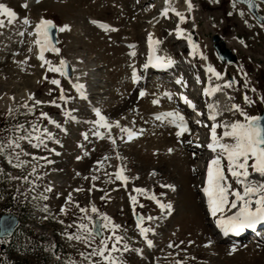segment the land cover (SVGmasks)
Returning <instances> with one entry per match:
<instances>
[{"label":"rangeland","instance_id":"374dc122","mask_svg":"<svg viewBox=\"0 0 264 264\" xmlns=\"http://www.w3.org/2000/svg\"><path fill=\"white\" fill-rule=\"evenodd\" d=\"M164 1L41 0L33 3L30 8L22 7V4L15 0L1 1L21 17H29L30 24L25 26L21 19L9 24L7 17L0 16V19L4 20L3 26H0V143L5 145V150L0 152V212L20 205L16 202L11 207L3 206L4 200L8 201V199L1 195L22 193V184H26L22 178L27 176L29 181L32 180L33 164L37 165V172L45 171L46 188L54 181L51 182L49 172L55 173L54 167L50 171L51 167L55 166L59 174V178L55 176L57 178L55 183L59 184L57 185L59 190L48 191L47 194H59L58 203L61 205L70 191L71 195H75L76 188L82 189L77 191L78 203L88 206L94 203L99 212L106 213L114 223L121 226L117 233L124 236V242L129 245V250L122 254L125 264H177L178 261H182L183 264H264V240L256 242L252 238L249 239V236L247 240L245 238L243 241H238L239 243L217 239L207 213L202 209V198L198 193L197 182L201 174L196 167L203 162L199 157H194L191 148L179 147L182 140H188L190 137L184 135L181 141L176 139L178 141L176 147L180 152H176L174 156L173 153L170 155L168 149L175 148L171 141L173 140L171 132H164L169 139L162 138V130L166 131L168 125L161 128L158 123L150 119V114L155 109L151 107L155 96L161 93L165 99H168L164 96V91L170 92L172 99L169 103L175 102L176 95L171 75H159L155 72L150 75L148 71L141 69L145 40L150 30V19L155 20L154 33L161 41V49L173 55L179 61L177 63L179 67L187 61L184 60L185 42L188 43V35L194 33L196 38L194 43L203 47L204 54L209 56L218 70L224 74L231 71L230 80L234 79L235 83L228 91L230 94L233 93L231 94L234 97L233 101L244 108L249 115H259L264 109V27L244 4L236 2L233 8L232 0H218V2L191 0L194 8L190 13L185 11L184 0H175L179 6H182L179 10L187 17L183 22H180L172 12H169L166 18L159 15L160 11L157 8L163 5ZM260 5L259 12L264 15V4ZM240 12H243V16ZM40 16L54 21L57 37L56 42L53 43L60 48L59 54L45 52V58L53 65H58L61 58L69 60L73 69L80 73L79 78L85 84L88 97L81 98L67 77L48 71L47 65L42 66L43 62L39 60L36 49L29 45L30 33H33L34 25L41 18ZM156 16L158 17L155 18ZM89 18L109 21L116 30L104 32L99 29L100 27L88 23ZM65 24L70 26V30L59 31V28ZM177 26L183 28L184 32L189 31L185 35L186 39L181 37L182 34L177 36ZM214 35L227 42V48L236 55L241 63L240 67L221 62L215 48ZM130 45L133 47H129ZM134 49L135 60H132L130 53ZM192 62L203 77L201 72L206 66L204 59H195ZM133 66L139 69L138 74H148L142 85L132 83ZM183 70L185 71V68ZM171 74L175 76L176 71ZM52 79H59L60 85L52 84L50 82ZM60 88L64 89L66 97L72 98L61 101ZM140 89H146L148 94L145 92L147 95L141 97ZM189 93L192 94V91L189 90ZM30 96H34V99H29ZM245 96L253 102L246 103ZM34 100L55 101V104L34 105ZM26 103L34 106L33 112L28 111L25 107ZM94 107H99L102 114L112 122L113 127L110 130L94 128L90 123L96 118L92 111ZM65 111L70 112V115L65 116ZM41 112L56 120L61 128L51 124L48 118L41 117ZM183 114L187 121L193 117L188 111ZM235 117L243 119L238 114ZM115 122L135 131H142V134L138 135L141 136L140 142L137 141L139 137H136L131 140H134L131 144L126 135L121 140L120 129L115 126ZM33 123L53 133V140L45 139L46 147L42 146L39 149L34 147L35 140L32 143L19 140L20 148L13 149L7 146L9 138L16 140L18 136L25 134L26 129L30 130ZM17 125L23 126L19 132H16ZM96 130L104 133V136L92 135ZM197 131L202 138L207 133V130L202 131V126H199ZM220 131L219 129L218 132ZM109 132L116 138V151L122 159H117L115 156L116 145L107 139ZM83 133H88L87 140L84 139ZM57 140L59 143H56ZM136 141L139 144H136ZM21 149L23 153H30L33 156L21 154L19 159L28 163L22 168H17L14 167L15 157ZM148 152L149 157L146 156ZM10 156L11 164L8 162ZM105 156L109 159L103 165L98 164L97 161ZM40 157L46 159H39ZM118 166L124 168V174L129 177L127 182L116 180L112 175ZM152 171L156 173L154 177L150 176ZM93 175L98 179L93 181ZM161 183L173 185L174 188H162ZM39 185L43 184L38 182L35 188L39 189ZM135 188L148 191L137 193L134 191ZM161 193L164 195L161 196ZM152 194L162 198V202L172 205L171 213L164 217L162 223L157 225L151 220L154 226L150 228L154 231L155 227H159L158 231H160L159 234L155 233L154 237L151 235L155 241L153 249L143 244L144 239L136 228L135 216L136 213H144L146 217L154 218L163 215L164 212H161L156 202L149 198ZM133 195L137 198L135 205L130 199ZM30 196L33 195L27 193L26 200H31ZM40 196L38 195L37 198ZM102 196L105 199H101ZM29 205L37 214L33 220L37 227L44 229L48 217L59 221L60 212L57 214L55 211L54 215L38 212L36 210L38 204L36 205L33 200ZM88 209L90 212V208ZM81 215L77 212L75 217L72 216L73 225L81 222ZM94 216L96 214H93ZM151 221L146 220L148 224ZM71 224H63V227L70 229L66 231L61 229L62 223H59V236H62L60 237L62 239L56 242L59 243L57 255H62L64 261L67 256L83 259L81 252L92 251V248L82 241L68 239L66 232L73 233L74 230L77 232V228L73 230ZM209 241L213 244L210 245ZM40 242H43L41 238ZM98 242L99 239L96 238V243ZM5 243L0 241V264H10L17 258L21 259L20 255L29 251L27 246L30 243L34 245L33 241L26 240L27 248L8 251L2 248ZM170 243L172 247H169ZM45 246L48 247L46 244ZM45 249L30 251L28 254H33L28 256L29 259L23 258V261L27 264L49 261V254ZM93 259L98 258L93 257ZM84 261L88 264L86 260Z\"/></svg>","mask_w":264,"mask_h":264},{"label":"snow or ice","instance_id":"6c2138e0","mask_svg":"<svg viewBox=\"0 0 264 264\" xmlns=\"http://www.w3.org/2000/svg\"><path fill=\"white\" fill-rule=\"evenodd\" d=\"M186 5V12H191L194 8L191 0H184ZM218 2V0H216ZM237 0H232V7L235 8ZM242 3H246L250 8H258L259 5L254 2V0H240ZM165 7L160 11L159 15L161 17H167L169 12H172L179 18L180 22H183L187 19L184 12L178 10L173 5V0H165ZM22 7H27V4L24 3ZM232 13L230 12L229 15ZM240 15L243 16V12H240ZM0 16L7 17V23L11 24L18 19V14L11 8L6 6L4 3H0ZM261 22V26L264 27V16L258 17ZM24 25H29L30 20L27 16L22 18ZM247 24V21H244ZM93 23H99L93 21ZM4 20L0 19V26H3ZM99 26L105 30H116L111 28L110 25L100 23ZM56 25L54 21L46 18H40L37 23L34 25V33L36 39L34 43L39 48V60L43 62L42 66L47 65V70L50 72L58 73L61 77H67V61L63 58L59 60L58 65H53L52 62L45 58V52H52L59 54L60 48L57 47L51 39V31L55 28ZM65 30H70V26L65 24L59 28V31L63 32ZM185 30L179 26L176 28L177 36L183 34ZM23 35V33H20ZM31 34V33H30ZM189 45L193 48L194 52L197 49V45L191 39V35L187 37ZM147 42L150 48V53L148 56V63L144 65L145 68L151 64L153 67H165L174 63L171 57L165 55L157 54V45L161 43L159 39H154L153 34L149 33L147 37ZM243 43V41H241ZM129 47H133L130 45ZM31 51V49H29ZM130 55L135 56V52L130 53ZM201 57L203 54L201 53ZM207 71L212 74L209 77V87L203 89V92L207 96H213L215 93L222 91L223 87H231L235 80H223L221 83L212 84V77H215L217 81H221L222 73L217 71L212 65L207 66ZM245 81L247 82V74L245 73ZM131 79L133 83L138 82L141 77L137 74L135 67H132ZM52 84L59 86V79H52L50 81ZM177 84H182V78L176 80ZM72 87L76 89L81 98L85 97V85L79 82L72 84ZM254 91V89H253ZM145 90L141 89L139 95L143 97L145 95ZM164 95L171 100L172 93L165 92ZM72 97H66L64 94V89L60 88L59 99L61 101H66ZM29 99H34V96H30ZM180 99L189 107L195 110V104L185 95L180 94ZM227 99L231 100L230 96ZM246 103H252L253 101L249 100L245 96ZM41 103H53L51 102H42L40 100H34V105H39ZM153 104H158L159 100L154 99ZM25 107L31 113L34 111V106H29L27 103ZM208 109V119L212 121L210 127V139L206 144V147L212 152V157L209 160L206 168V180L202 191L204 196L207 199V208L211 216L215 219V224L220 228L224 234L228 233H239L242 232L245 228H254L258 223L264 222V116L261 115H249L244 108H241L240 105L232 103L230 107L221 109L218 102L214 101L206 105ZM92 111L95 114V119L90 121L94 128H103L106 131L110 130L113 127L112 122H109L108 118L102 114V110L99 107H94ZM223 111L232 112L234 115L238 114L243 119H222L218 120L217 117L222 116ZM65 116H69L70 112L65 111ZM199 115V113H198ZM41 117L48 118L51 124H54L57 128H61V125L54 119L47 117L46 113L41 112ZM75 119V117H72ZM155 119L164 123L167 121L168 124L173 125L176 128L175 135L179 138L185 133H190L191 129L188 127L185 116L179 111H166L155 114ZM196 123L201 124L202 121L197 120ZM115 126L120 129V139L123 140L125 135L128 141H131L133 138L142 134V131H135L132 128L127 126H121L119 122H115ZM23 128L22 125L16 126V132H19ZM218 129L221 131L218 132ZM66 131V129H62ZM84 139H88V133L82 134ZM92 135L97 137L104 136V133H101L99 130L93 131ZM45 139L53 140L54 136L47 128H41L39 124L33 123L31 129L25 130V134L18 136L16 140L9 138L8 147L20 148L19 140H27L29 143H32L33 140L36 141L34 147L40 148L42 146L46 147L44 144ZM107 139L111 141L113 145H116V138L112 137L110 132L107 135ZM56 143H59L57 140ZM5 150V145L0 143V152ZM49 151H54V149H49ZM169 152L173 149H168ZM23 153L21 149L20 153L16 154V163L14 167L22 168L28 163L26 160L19 159L20 155ZM87 154V153H85ZM117 159H122L119 156V153H116ZM34 159H36L34 157ZM39 159H46L40 157ZM80 159V157H77ZM109 159L108 156H105L102 160L97 161L98 164L103 165L105 161ZM10 164L12 163V157H9ZM124 168L118 166L114 173L116 180L121 182H127L129 177L124 174ZM195 171V169H193ZM32 173L37 174V165L33 164ZM153 175L156 173L153 172ZM258 175L259 179L256 178ZM107 175V173H106ZM111 178V177H110ZM24 181L32 183L29 181L27 176L22 178ZM98 177L96 175L92 176V180H96ZM235 185V187L233 186ZM162 188H174L173 185L161 183ZM95 187V185H93ZM82 189H76V191H81ZM92 189L90 188L89 191ZM45 191H51V188L48 187ZM137 193H146L148 190L143 188H135ZM164 193H161L163 196ZM43 199H47V196H42ZM150 199L154 200L159 206L161 212L165 210H171L172 205L170 203H164L156 197L155 194H152ZM105 199V197H101ZM133 205L136 204V196L130 197ZM71 202L81 213L80 223L77 226L76 233H65L68 239L82 241L87 244L88 247L92 248V251L88 253L81 252L80 255L88 264H125L122 259V254L129 250L128 243L124 242L125 237L118 234L117 230L121 227L119 224H116L112 221L106 213L99 212L95 204H91L90 212L88 207H81L78 202L72 200L71 194L66 198V204ZM44 211H47V206L44 207ZM66 206H61L60 212L65 213ZM93 214H96L102 221L97 224L93 220ZM152 216H137L136 228L139 230V234L146 238L147 245L151 247L153 241L147 239V233L153 231L152 228L144 226L145 220H154ZM62 223V221H61ZM107 233V234H105ZM5 229L4 235H10ZM99 237V242L96 243V238ZM191 243V241H189ZM211 241H209V244ZM95 244V247H93ZM109 244L111 245L109 247ZM122 245V246H121ZM173 245L170 243L169 247ZM235 250V249H233ZM135 251H141L140 249H135ZM121 255H117V254ZM97 257L98 259H93ZM66 264H76L75 261L68 260ZM177 264H183L182 261H178Z\"/></svg>","mask_w":264,"mask_h":264},{"label":"bare ground","instance_id":"6f19581e","mask_svg":"<svg viewBox=\"0 0 264 264\" xmlns=\"http://www.w3.org/2000/svg\"><path fill=\"white\" fill-rule=\"evenodd\" d=\"M1 1L2 0H0V3H1ZM15 1H21V4L23 5L24 3H27V7L26 8H30L31 7V5L33 4V3H38L39 1H41V0H15ZM55 1V0H54ZM57 1V0H56ZM3 3V2H2ZM173 5L179 10L180 8L179 7H182V6H179L178 5V3L175 1V0H173ZM166 5H165V1H164V5H160V7L159 8H157V10L158 11H160L161 9H163L164 7H165ZM169 14V13H168ZM41 17V16H40ZM158 16H156L155 18H157ZM22 18H23V16L21 17L19 14H18V19H21V22H22ZM29 18V17H28ZM41 18H43V17H41ZM39 21V20H38ZM37 21V22H38ZM89 22L88 23H91V25H96V26H98V27H100L99 26V24L100 23H104V24H107V25H110L111 26V28H114L113 27V25L109 22V21H103V20H99V19H95V18H89V20H88ZM93 21H97V22H99V23H93ZM36 22V23H37ZM23 23V22H22ZM154 25H155V20H153V19H150V21H149V28H150V30H149V32H148V34L149 33H152L153 34V38L154 39H159V38H157V36L155 35V33H154ZM25 26H27V25H25ZM29 26V25H28ZM31 28H33V26L31 27ZM30 28V29H31ZM100 30H102V31H104V32H107V31H110V30H105L104 28H99ZM28 30V29H27ZM191 30V29H190ZM187 32H189V31H187ZM187 32H183V34H182V36L181 37H183L184 39H186V37H185V35H187ZM28 34V33H27ZM31 35V38H30V42H29V45L30 46H33L36 50V52H37V54H38V56H39V48H38V46L34 43V41H35V39H36V36H35V33H34V29H33V33H31L30 34ZM160 40V39H159ZM227 42H225L224 41V39H222L221 37H219V39H218V41L216 42V44L219 46V48H221L222 50H224V49H226L228 46H227V44H226ZM198 46V45H197ZM157 47V54L158 55H165V56H169V57H171L172 58V60L174 61V63L176 62V59H175V57H173V55H170L169 53H166L164 50H162L161 49V43L159 44V45H157L156 46ZM190 55L191 56H193V54H196V56L198 57V58H201L202 59V57H201V53L203 54V59H204V62H205V65H203V66H205V67H203V71H202V74L204 75V78H205V81H204V83H203V89L204 88H206V87H209V77L210 76H212V74L211 73H209L208 71H207V66L210 64V65H212L217 71H219L218 70V68L216 67V65L211 61V59L209 58V56H207V55H205L204 54V51H203V47L202 46H198L197 47V49L195 50V52H194V50H193V48L191 47V45H190ZM136 50L134 49L133 50V52H135ZM149 53H150V48H149V45H148V42H147V39L145 40V47H144V59H143V64H142V67H141V69L142 70H147V69H152V65L151 64H149L148 65V67L147 68H145L144 67V65L145 64H147L148 63V56H149ZM45 54V53H44ZM129 57H130V55H129ZM132 60H135L134 59V56H132V57H130ZM189 62V61H188ZM192 62V61H191ZM222 62V61H221ZM222 63H225V62H222ZM227 64V63H226ZM227 65H233V66H241V63L238 61V58H237V60H236V63L235 64H227ZM133 67H135V66H133ZM136 68V67H135ZM164 68V67H163ZM170 69V68H169ZM132 70V69H131ZM136 70H137V74L139 73V69H137L136 68ZM167 71V70H166ZM220 72V71H219ZM150 73V72H149ZM166 73H171V71H167ZM223 75H222V79H221V81H217L216 80V78L215 77H212V84H215V83H221L222 84V81L223 80H230V78L232 77V73H231V71H229V73L228 74H224V73H222ZM140 77H141V79L138 81V82H136V83H134V84H136V85H142V83L144 82V80H146V78L148 77V75L147 74H145V75H140V74H138ZM184 75H186L185 73H184ZM79 76H80V73L78 72H76V69H73L72 70V75L68 78L69 79V81L71 82V83H75V82H79V83H82L83 84V81L79 78ZM177 79H179V78H175V80H174V82H175V84L176 85H179V84H177L176 83V80ZM237 82V81H236ZM132 83H133V81H132ZM182 84L183 85H181V87H180V85H179V87L178 88H176V89H180L181 91L179 92V99H178V101H180L181 99H180V94H184V95H186V94H190L189 93V90H187V91H185V89L184 88H186L187 87V83H185V81H182ZM85 85V84H84ZM173 85V84H172ZM236 86V85H235ZM222 88H223V90L222 91H219V92H217V93H215L213 96H207V98H206V100L204 101L203 100V102H206L207 104L208 103H211V102H214V101H216V102H218V104H219V107L223 110V109H225L226 107H230V105L232 104V103H235L236 104V102H234L233 100H234V97L231 95V94H233V93H229V91H228V89H230V87H223V84H222ZM87 90V89H86ZM85 89H84V91H85V96H87L88 97V92L86 91ZM141 90V89H140ZM143 90H145V92H147V94H148V91L146 90V89H143ZM183 90V91H182ZM178 92V91H177ZM164 93H165V91H164ZM146 94V95H147ZM20 95V94H19ZM192 94H190V96H188V98L190 99V98H193L192 96H191ZM22 96H24V95H22ZM165 96V95H164ZM228 96H230L232 99L231 100H229V99H227V97ZM235 96V95H234ZM25 98V97H24ZM147 98V97H146ZM155 99H158L159 100V103L158 104H153V103H151V107H153V108H155L152 112H151V114H150V119L152 120V122H156V123H158L159 125H160V127L162 128H164L166 125H168V127H167V130L165 131V129L164 130H162L163 131V134H162V138L164 139H169V136L167 135H165V133L164 132H168V131H170L171 132V136L173 137V140H171V141H173V144L175 145V148H172L173 149V151H171V153L169 152V154L171 155L172 153H173V156H174V154L176 153V152H180L179 151V148H177L176 147V144H177V142L178 141H181L182 140V137L184 136V135H188L189 137H190V139H188V140H182V143L180 142V148H182V149H184V147L187 149V148H191V150H192V152H193V155H194V157H199L201 160H202V164L201 165H199L198 167H196L197 168V170H198V172L201 174V177L199 178V180H198V184H199V191H198V193H199V195H200V197L202 198V209L203 210H205V212L207 213V218L210 220L209 221V223H210V226L212 227V229H213V227L216 225L215 224V219L216 218H214L213 216H211V214L209 213V211H208V208H207V199H206V197L204 196V193H203V191H202V188H203V186H204V182H205V180H206V168H207V164H208V162H209V160L211 159V157H212V152L206 147V144L209 142V139H210V127H211V123H212V121H210L209 119H208V109H207V107H205L204 109H202V107H198V108H196V110H195V116H193V113H192V115L191 116H193L192 118H193V120H194V122H190V121H187V119H186V121H187V124H188V127L191 129V132L190 133H185L183 136H181V137H177L176 135H175V133H176V128L173 126V125H171V124H168L167 123V121H165L164 123H161L160 121H157L156 119H155V114H157V113H160V112H166V111H179V112H181L182 114L184 113V112H187V111H190V108L188 107V106H186V105H184V104H179L177 101H173V102H171L170 101V103H169V99H165L163 96H162V94L160 93V95L158 94L157 96H155ZM166 100V101H165ZM165 105H167V107H165ZM192 112V111H191ZM198 113H199V115H198ZM184 115V114H183ZM235 116H237V114H233L232 112H228V111H223V114H222V116H219V117H217V119L218 120H222V119H236L237 117H235ZM197 120H200V121H202V123L201 124H198V123H196V121ZM189 122V123H188ZM207 125H209V127H207ZM199 126H202V131L203 130H207L206 132V135H204L203 136V138L200 136V133L197 131V128L199 127ZM218 131H219V129H218ZM200 132H201V130H200ZM204 133V132H203ZM202 134V133H201ZM137 137H139V139L137 140V141H139L140 139H141V136H137ZM189 137H187V138H189ZM136 138V137H135ZM178 141H177V140ZM134 141V140H133ZM133 141H130L131 142V144L132 143H134ZM137 141L135 142L136 144H139V143H137ZM165 141V140H164ZM140 142V141H139ZM167 142V141H166ZM175 142V143H174ZM183 146H182V145ZM181 149V150H182ZM114 150L116 151L117 150V144H116V146L114 147ZM116 153H118L117 151L115 152V156H116ZM120 156V155H119ZM146 156L147 157H149L150 156V154H149V152L148 153H146ZM110 157H111V155H110ZM192 158H193V156H192ZM154 171H152V172H150V176L151 177H154V175L152 174ZM184 174H186V172L184 173ZM254 175H256V174H254ZM256 178L257 179H259V177H258V175H256ZM234 187H235V185H233ZM157 197V196H156ZM158 199H160V200H162V198H159V197H157ZM38 199H42V196H40ZM42 205L40 204V202L38 203V205H37V207H36V210L38 211V212H40V210H38V208H40ZM171 211H172V209L171 210H165L164 211V213H163V215L161 216V217H155V219H154V221L157 223V225L158 224H160V223H162L163 221H164V217L165 216H167V215H169L170 213H171ZM261 232V231H260ZM260 232H258V233H260ZM246 238V234H241V235H237V236H230L229 234L223 239V241H229V242H231V241H233V242H238V241H243L244 239ZM147 239H151L150 237H147ZM144 240H145V243H146V245H147V242H146V238L144 237ZM209 243V242H208ZM212 243V242H211ZM213 244V243H212ZM206 245H208V244H206ZM211 245V244H210ZM54 260H56V258H54L53 259V261Z\"/></svg>","mask_w":264,"mask_h":264},{"label":"water","instance_id":"95a60500","mask_svg":"<svg viewBox=\"0 0 264 264\" xmlns=\"http://www.w3.org/2000/svg\"><path fill=\"white\" fill-rule=\"evenodd\" d=\"M237 1L240 2V0H237ZM254 2L259 5V2L264 3V0H254ZM240 3H242V2H240ZM242 4L246 5L248 10L257 18V20H259L258 17L262 16L259 13V7L258 8H250L246 3H242ZM56 37H57V30H56V28H53L51 31V39L53 42H56ZM191 39L193 41H195V36L193 33H191ZM218 39H219V36L214 35V40L216 42L218 41ZM215 48H216L217 53H218V55L222 61H226L228 64L236 63V60H237L236 55L229 48L222 50L221 48H219V46L217 44L215 45ZM65 60L67 61L68 76H70L72 74V69H71V66H70L68 60L67 59H65ZM259 115L264 116V110ZM137 216H141V215L138 214ZM137 216H136V218H137ZM94 222L99 224L102 221L100 220L99 217H94ZM16 225H17V217L14 214H12V213L3 214L0 217V237L4 238V237L9 236V235H7V236L4 235L5 229H7V231L12 234ZM15 264H22V263L16 262Z\"/></svg>","mask_w":264,"mask_h":264},{"label":"built area","instance_id":"2783aa9c","mask_svg":"<svg viewBox=\"0 0 264 264\" xmlns=\"http://www.w3.org/2000/svg\"><path fill=\"white\" fill-rule=\"evenodd\" d=\"M57 214H58V212H57ZM75 261V260H74ZM76 262V261H75Z\"/></svg>","mask_w":264,"mask_h":264}]
</instances>
